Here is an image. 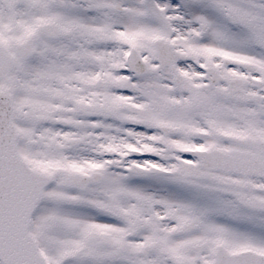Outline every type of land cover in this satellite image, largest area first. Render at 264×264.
<instances>
[{
  "label": "snow or ice",
  "instance_id": "obj_1",
  "mask_svg": "<svg viewBox=\"0 0 264 264\" xmlns=\"http://www.w3.org/2000/svg\"><path fill=\"white\" fill-rule=\"evenodd\" d=\"M0 264H264V0H0Z\"/></svg>",
  "mask_w": 264,
  "mask_h": 264
}]
</instances>
